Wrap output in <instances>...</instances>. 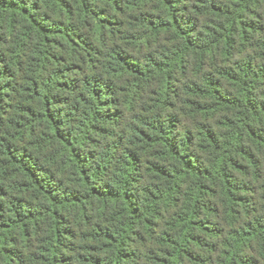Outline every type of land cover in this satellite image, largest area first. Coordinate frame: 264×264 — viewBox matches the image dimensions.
Returning a JSON list of instances; mask_svg holds the SVG:
<instances>
[{
	"label": "trees",
	"instance_id": "16d2710c",
	"mask_svg": "<svg viewBox=\"0 0 264 264\" xmlns=\"http://www.w3.org/2000/svg\"><path fill=\"white\" fill-rule=\"evenodd\" d=\"M0 264H264V0H0Z\"/></svg>",
	"mask_w": 264,
	"mask_h": 264
}]
</instances>
